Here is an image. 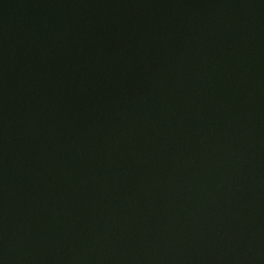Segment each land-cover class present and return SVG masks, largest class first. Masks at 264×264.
<instances>
[{"label": "water", "instance_id": "water-1", "mask_svg": "<svg viewBox=\"0 0 264 264\" xmlns=\"http://www.w3.org/2000/svg\"><path fill=\"white\" fill-rule=\"evenodd\" d=\"M0 264H264V0H0Z\"/></svg>", "mask_w": 264, "mask_h": 264}]
</instances>
